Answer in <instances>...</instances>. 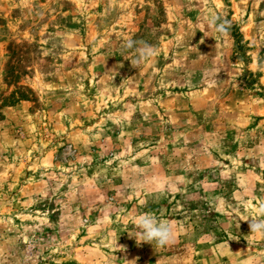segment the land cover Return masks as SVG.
<instances>
[{"label":"rangeland","instance_id":"obj_1","mask_svg":"<svg viewBox=\"0 0 264 264\" xmlns=\"http://www.w3.org/2000/svg\"><path fill=\"white\" fill-rule=\"evenodd\" d=\"M262 200L264 0H0V264H264Z\"/></svg>","mask_w":264,"mask_h":264},{"label":"clouds","instance_id":"obj_2","mask_svg":"<svg viewBox=\"0 0 264 264\" xmlns=\"http://www.w3.org/2000/svg\"><path fill=\"white\" fill-rule=\"evenodd\" d=\"M208 26L219 34H226L230 26L227 20H221L217 16H212L207 21ZM128 49H133L136 58L131 62L133 67L138 68L139 65L153 57L157 49L143 40L129 39L124 45ZM256 218L247 220L251 234L264 235V200L259 201L254 205ZM135 227L138 232L139 239L143 243L155 245L156 247H166L174 240V230L172 223L159 219L151 212H145L135 217ZM25 242L29 243V238L24 237ZM125 264H132V261L125 260Z\"/></svg>","mask_w":264,"mask_h":264}]
</instances>
